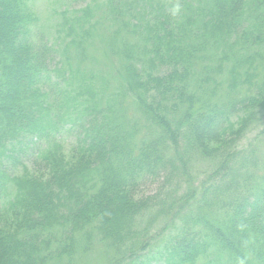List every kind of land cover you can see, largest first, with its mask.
Segmentation results:
<instances>
[{"label": "trees", "instance_id": "16d2710c", "mask_svg": "<svg viewBox=\"0 0 264 264\" xmlns=\"http://www.w3.org/2000/svg\"><path fill=\"white\" fill-rule=\"evenodd\" d=\"M96 3L63 12L59 52L31 0H0V264L72 263L78 234L95 235L109 264H264V155L239 145L264 120V79L244 70L260 56L264 0ZM91 42L116 60L115 76ZM60 53L67 69L52 65ZM226 59L230 87L248 91L216 101L207 92ZM67 123L78 132L68 159ZM36 144L46 174L25 165ZM199 161L209 169L197 196ZM160 221L168 233L152 245Z\"/></svg>", "mask_w": 264, "mask_h": 264}, {"label": "rangeland", "instance_id": "374dc122", "mask_svg": "<svg viewBox=\"0 0 264 264\" xmlns=\"http://www.w3.org/2000/svg\"><path fill=\"white\" fill-rule=\"evenodd\" d=\"M98 1L99 0H31V3L33 4V8L38 14L40 20L39 24L44 27L48 34V37L52 41H56V47L60 52L63 43L65 44L64 40L61 41V39H57L58 30L61 26L60 24L64 21V17L66 16L62 15L63 12H68L67 16L71 15L74 17L79 14L81 10L83 11L86 6H90V8H95L96 6H98L96 3ZM63 38H65L64 35H62V39ZM237 41H239L241 44H239L236 48L243 46L244 44V55L246 53V55L250 56V51H248V54L247 51H245L247 42L240 41L237 39L234 40L233 38L231 44L234 45ZM95 42L96 45L102 43L100 40L97 39L95 40ZM90 45L91 46L89 47V52L94 53L92 48H96L92 45V42L90 43ZM96 50L98 51V53L96 54V62L101 65L98 68H102L103 70H105L106 74H112L115 76L117 65L115 62L116 60L112 58L111 53H109L103 47L97 48ZM257 51H259L260 56L257 58L256 69L253 67L247 68L248 65L246 64L248 63H246L244 70H248L250 73H253L255 81L261 83V81L264 79V41L256 45L255 48L251 50V55L255 56ZM64 56L62 57L61 53L58 54L56 62L54 61L52 65L60 69V67H62V65L64 64V62H62L64 61ZM90 61L93 62L92 59L87 58V60L85 61V65L90 64ZM218 63V61H215V66L218 65ZM230 65L231 61L229 59H226L221 63L222 70H215L212 74L214 76V80L211 83L213 92H207L208 96L211 97V99H214L216 101L223 100L228 95V91H230L231 95L233 94L232 90L240 91V95L247 93V84H240L242 86L237 89H233L230 87V84L233 83L232 74L229 70ZM64 67L65 69H67L66 64H64ZM244 70H240L243 72L239 76L240 78H244ZM160 72H166L165 68L160 69ZM66 74H68V71L66 72ZM53 75L56 76V73H53ZM191 79L194 85L197 86L196 77L193 78L192 76ZM255 89L256 88H254L253 91ZM58 140L61 143V154L66 159H68V157H72V153L78 141V132L75 129H71L70 124L67 123L66 128L58 134ZM239 145L241 148H257L261 155H264V120L260 123L259 126H253L241 139ZM34 146L32 147V149L28 150L27 154H25L23 157L25 165L30 174H46L48 169H46L45 164L38 157L39 144H36ZM208 169V164L203 161L195 163L191 169V179L194 181L193 187L194 189H196L197 196L200 194L202 180L207 176L204 172ZM161 175L155 178H147L145 181L143 180L141 185H139L137 189L138 197H146L147 195L154 194L158 190L163 180ZM164 223L165 222L160 221L152 227V245L157 242L158 238L161 239L165 237V234L167 235L168 232L166 231V229H164ZM58 237L64 239L62 233H60ZM77 237L78 240H80V243L76 245L77 252L73 255L72 263L68 262L69 257L64 256L62 259L59 260L53 259L51 261V264H109V257L107 256L109 249L103 246L101 242L98 241L95 235L92 236L91 240H87L86 236L80 234H78Z\"/></svg>", "mask_w": 264, "mask_h": 264}, {"label": "clouds", "instance_id": "9594fccd", "mask_svg": "<svg viewBox=\"0 0 264 264\" xmlns=\"http://www.w3.org/2000/svg\"><path fill=\"white\" fill-rule=\"evenodd\" d=\"M180 9H181V6L179 5V3H177L172 9L173 16L177 15ZM238 264H245V261L243 259H239Z\"/></svg>", "mask_w": 264, "mask_h": 264}]
</instances>
